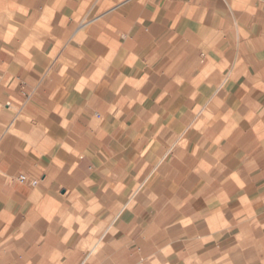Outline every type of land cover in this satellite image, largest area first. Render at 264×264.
Instances as JSON below:
<instances>
[{"label":"crops","instance_id":"1","mask_svg":"<svg viewBox=\"0 0 264 264\" xmlns=\"http://www.w3.org/2000/svg\"><path fill=\"white\" fill-rule=\"evenodd\" d=\"M0 264H264V0H0Z\"/></svg>","mask_w":264,"mask_h":264},{"label":"built area","instance_id":"2","mask_svg":"<svg viewBox=\"0 0 264 264\" xmlns=\"http://www.w3.org/2000/svg\"><path fill=\"white\" fill-rule=\"evenodd\" d=\"M19 181L25 182L26 181V176L25 175H20L19 176ZM31 183L34 184L35 182H31Z\"/></svg>","mask_w":264,"mask_h":264}]
</instances>
